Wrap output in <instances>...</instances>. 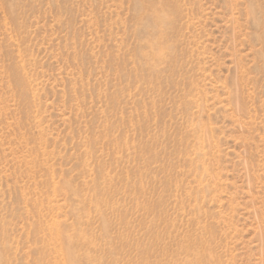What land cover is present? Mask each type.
<instances>
[{
  "label": "rangeland",
  "instance_id": "rangeland-1",
  "mask_svg": "<svg viewBox=\"0 0 264 264\" xmlns=\"http://www.w3.org/2000/svg\"><path fill=\"white\" fill-rule=\"evenodd\" d=\"M146 1L0 0V264H264V0Z\"/></svg>",
  "mask_w": 264,
  "mask_h": 264
},
{
  "label": "bare ground",
  "instance_id": "bare-ground-1",
  "mask_svg": "<svg viewBox=\"0 0 264 264\" xmlns=\"http://www.w3.org/2000/svg\"><path fill=\"white\" fill-rule=\"evenodd\" d=\"M153 0H147L146 1V3H147V5L150 7V6H152L153 5V3L154 2H152ZM165 17H164V15H161V14H159V15H157V21H159V22H161V20H163ZM69 264L71 263V256H70V253H69Z\"/></svg>",
  "mask_w": 264,
  "mask_h": 264
}]
</instances>
